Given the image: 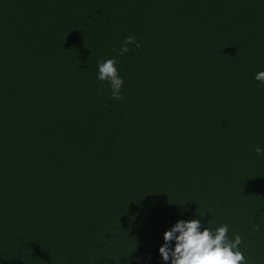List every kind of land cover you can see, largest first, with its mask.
<instances>
[{
    "label": "trees",
    "instance_id": "trees-1",
    "mask_svg": "<svg viewBox=\"0 0 264 264\" xmlns=\"http://www.w3.org/2000/svg\"><path fill=\"white\" fill-rule=\"evenodd\" d=\"M260 71L264 0H0V264H164L193 218L264 264Z\"/></svg>",
    "mask_w": 264,
    "mask_h": 264
},
{
    "label": "clouds",
    "instance_id": "clouds-1",
    "mask_svg": "<svg viewBox=\"0 0 264 264\" xmlns=\"http://www.w3.org/2000/svg\"><path fill=\"white\" fill-rule=\"evenodd\" d=\"M139 48L134 36L124 38L117 55L129 52V46ZM115 57L102 60L97 64V80L106 82L110 89V98H122L123 77L119 75ZM254 79L264 84V71L257 72ZM257 155L264 154V148L255 149ZM227 224L215 229L204 227L201 219L178 220L163 233V244L158 253L164 264H248L239 246L242 238L237 233L229 237Z\"/></svg>",
    "mask_w": 264,
    "mask_h": 264
}]
</instances>
